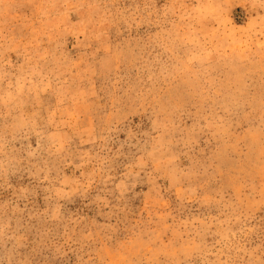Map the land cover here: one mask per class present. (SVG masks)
Wrapping results in <instances>:
<instances>
[{
    "label": "rangeland",
    "instance_id": "obj_1",
    "mask_svg": "<svg viewBox=\"0 0 264 264\" xmlns=\"http://www.w3.org/2000/svg\"><path fill=\"white\" fill-rule=\"evenodd\" d=\"M0 264H264V0H0Z\"/></svg>",
    "mask_w": 264,
    "mask_h": 264
}]
</instances>
